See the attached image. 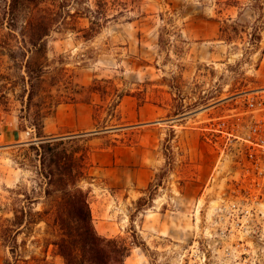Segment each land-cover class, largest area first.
Returning <instances> with one entry per match:
<instances>
[{
    "label": "rangeland",
    "instance_id": "rangeland-1",
    "mask_svg": "<svg viewBox=\"0 0 264 264\" xmlns=\"http://www.w3.org/2000/svg\"><path fill=\"white\" fill-rule=\"evenodd\" d=\"M77 3L68 8L81 18L52 27L45 54H30L29 13L5 17L0 0V131L5 137L15 130L23 140L9 145L4 138L0 146V264H14L12 239L28 264L62 262L50 244L59 234L53 222L59 193L44 194L30 126L34 112L47 106L58 108L62 120L77 106L81 115L89 110L93 131L149 123L117 136H82L79 143L141 142L159 161L144 167L153 171L150 188L141 194L130 188L136 199L123 209L121 239L132 250L134 242L144 245L124 264H264V0ZM47 7L33 13L43 17ZM92 16L101 28L85 37L81 29ZM28 61L44 66L29 113ZM120 94L129 96L118 100ZM69 98L76 103L54 105ZM62 126L58 135H71ZM13 169L22 179L7 187L1 180ZM89 181H81L82 189ZM150 195L152 206L137 212L136 201Z\"/></svg>",
    "mask_w": 264,
    "mask_h": 264
},
{
    "label": "trees",
    "instance_id": "trees-1",
    "mask_svg": "<svg viewBox=\"0 0 264 264\" xmlns=\"http://www.w3.org/2000/svg\"><path fill=\"white\" fill-rule=\"evenodd\" d=\"M78 0H1L6 6L4 16H10L12 20L18 18L21 13L27 12V23L30 29V38L28 41L30 54H45L46 43L44 38L49 35L52 27L59 24H66L67 19L73 21L74 18H81L82 12L68 8L69 4L78 5ZM41 5L48 6V13L43 17H38L35 12ZM89 13L90 10H87ZM87 17V16H86ZM91 19V20H90ZM89 27L81 29L85 33V37L96 34L101 28V23L95 16L90 17ZM66 22V23H65ZM222 28L219 33H222ZM26 73L28 75V93L26 101V112L29 113L33 99L37 97L39 91L40 78L44 71L42 64H34L31 61L25 64ZM77 86V85H76ZM78 87V86H77ZM80 90H85L92 94L98 91L93 87L79 86ZM80 95V92H75ZM127 94L117 95L118 100ZM70 102L57 101L54 105L57 107L61 104H75L77 98H69ZM88 103V102H87ZM118 105H116L117 108ZM115 110V109H114ZM55 111V109H54ZM53 111V112H54ZM51 106L44 107L43 110H37L33 114L30 126L35 131V137L38 139V151L40 152V170L45 180L46 188L44 194L50 196L59 193L58 202L56 204L54 225L58 229V237L50 243L61 258L60 264H124L125 260L130 256L131 245L127 244L123 239L105 238L100 236L93 225L90 207L87 201L88 193L82 189L80 183L86 178V153L87 145L81 143L80 136H74L62 139L46 138L43 134V121L52 114ZM110 127H101L103 130ZM73 147V148H72ZM151 184L148 185V188ZM154 191L151 192V195ZM144 200L140 197L136 201V211L148 206L150 208L153 203V197ZM144 203V204H142ZM20 225L22 224L19 223ZM132 237L135 231L131 229ZM132 245L140 248L143 242ZM9 253L12 255L14 264L21 262L28 264L17 252L20 248L15 240L12 239V246H8ZM2 264H9V260L3 261Z\"/></svg>",
    "mask_w": 264,
    "mask_h": 264
},
{
    "label": "crops",
    "instance_id": "crops-1",
    "mask_svg": "<svg viewBox=\"0 0 264 264\" xmlns=\"http://www.w3.org/2000/svg\"><path fill=\"white\" fill-rule=\"evenodd\" d=\"M78 107L75 108L74 115L66 120H62V112L57 108L56 112L53 113L55 115L50 116L53 121H58L57 124L49 123L50 117L45 118L43 121L44 136L46 138L61 136L58 135L60 125H64L62 127H66L71 132V135L61 137L99 134L117 136L119 132L149 126V123L146 124L144 121V124L115 126L92 134L95 131H93L91 112L86 110V115H81ZM139 113H141V108H139ZM5 138L9 145H17L23 142L15 130L7 132ZM98 140L100 139L96 138L87 143L86 175L90 181L83 183V189L89 190L88 204L97 233L105 238L120 239L123 234L122 223L125 221L123 217L127 219L123 209L127 210V203L131 204L136 199L135 194H131L130 188H135L134 192L141 194V191L148 186V181L153 174L151 169L144 167L150 165V167L155 168L159 161L154 157V152L151 150L153 147L145 149L141 142L131 146L109 144L101 148H94L93 145ZM21 173L20 169H13L7 176L3 177L1 182L7 187L15 186L22 179ZM131 251L140 250L136 247Z\"/></svg>",
    "mask_w": 264,
    "mask_h": 264
},
{
    "label": "built area",
    "instance_id": "built-area-1",
    "mask_svg": "<svg viewBox=\"0 0 264 264\" xmlns=\"http://www.w3.org/2000/svg\"><path fill=\"white\" fill-rule=\"evenodd\" d=\"M26 134L29 135V132H27ZM4 138V134L0 131V146L3 144Z\"/></svg>",
    "mask_w": 264,
    "mask_h": 264
},
{
    "label": "water",
    "instance_id": "water-1",
    "mask_svg": "<svg viewBox=\"0 0 264 264\" xmlns=\"http://www.w3.org/2000/svg\"><path fill=\"white\" fill-rule=\"evenodd\" d=\"M99 131H95V132H92V134H96V133H98ZM62 138H66V137H60V138H58V139H62Z\"/></svg>",
    "mask_w": 264,
    "mask_h": 264
}]
</instances>
